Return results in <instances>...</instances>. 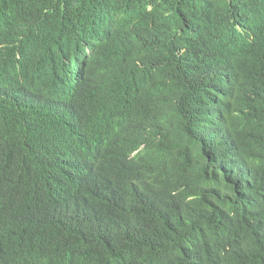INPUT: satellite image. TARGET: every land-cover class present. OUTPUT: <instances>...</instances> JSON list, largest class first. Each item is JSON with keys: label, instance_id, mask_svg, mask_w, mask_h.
I'll return each instance as SVG.
<instances>
[{"label": "trees", "instance_id": "16d2710c", "mask_svg": "<svg viewBox=\"0 0 264 264\" xmlns=\"http://www.w3.org/2000/svg\"><path fill=\"white\" fill-rule=\"evenodd\" d=\"M38 16L0 23V264H264V43L186 64L131 21L50 106L17 67Z\"/></svg>", "mask_w": 264, "mask_h": 264}, {"label": "clouds", "instance_id": "9594fccd", "mask_svg": "<svg viewBox=\"0 0 264 264\" xmlns=\"http://www.w3.org/2000/svg\"><path fill=\"white\" fill-rule=\"evenodd\" d=\"M76 1L0 0V23L39 15L41 28L21 35L28 61L17 67L50 106H63L76 94L99 48L131 21H147L141 30L147 36L152 20L162 19L174 53L186 64L195 59L212 67L264 43V0H82L81 11L73 13ZM153 67L168 84L169 69L156 62Z\"/></svg>", "mask_w": 264, "mask_h": 264}]
</instances>
